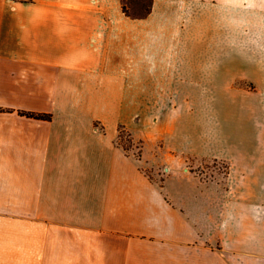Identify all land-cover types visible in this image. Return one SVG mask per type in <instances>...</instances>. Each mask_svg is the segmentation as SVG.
<instances>
[{"label": "crops", "instance_id": "0c3cea01", "mask_svg": "<svg viewBox=\"0 0 264 264\" xmlns=\"http://www.w3.org/2000/svg\"><path fill=\"white\" fill-rule=\"evenodd\" d=\"M124 4L0 0V264H264V2ZM202 92L217 115L234 104L257 150L240 131L200 152L162 144V161L228 172L223 188L160 185L119 126L138 128L136 98Z\"/></svg>", "mask_w": 264, "mask_h": 264}, {"label": "rangeland", "instance_id": "374dc122", "mask_svg": "<svg viewBox=\"0 0 264 264\" xmlns=\"http://www.w3.org/2000/svg\"><path fill=\"white\" fill-rule=\"evenodd\" d=\"M147 4L148 0H126L124 7L126 10L137 13L146 10ZM194 94L192 98L179 99L136 98L133 122L138 128L131 130L120 125L116 142L140 160L143 158L145 146L146 154L151 158H156L151 163L140 164L152 180L160 185L165 179L164 174H170L172 177L183 174L187 177L195 176L192 180L182 177L188 183L190 180V183L193 181L195 185L198 182L196 178L199 176L205 178V182H207L206 179H210L207 183L213 185L215 181L217 186L223 188L227 183L228 164L226 161H214L205 157L183 154L179 163L178 161L169 163L162 161L159 156L162 154V144L171 148L175 145L189 146V149L200 152L207 144L209 135L212 137L209 134L212 130L215 132L213 133L214 138L221 141L230 140L233 138L230 134L235 135L241 132L244 134L242 140L245 139L244 141L247 142V146L242 147L243 150L251 152L257 150L255 146H249V143L255 140L252 128L244 121L243 115L242 118L238 116L233 103H226L229 115H217L216 108L219 105L222 106L221 98L207 97L206 92ZM198 94L200 96H197ZM244 127L247 130L243 131Z\"/></svg>", "mask_w": 264, "mask_h": 264}, {"label": "trees", "instance_id": "16d2710c", "mask_svg": "<svg viewBox=\"0 0 264 264\" xmlns=\"http://www.w3.org/2000/svg\"><path fill=\"white\" fill-rule=\"evenodd\" d=\"M29 115L36 116V117H49L47 114H41V113H34V112H26Z\"/></svg>", "mask_w": 264, "mask_h": 264}, {"label": "clouds", "instance_id": "9594fccd", "mask_svg": "<svg viewBox=\"0 0 264 264\" xmlns=\"http://www.w3.org/2000/svg\"><path fill=\"white\" fill-rule=\"evenodd\" d=\"M224 3H234L235 0H223ZM261 2H264V0H261Z\"/></svg>", "mask_w": 264, "mask_h": 264}]
</instances>
